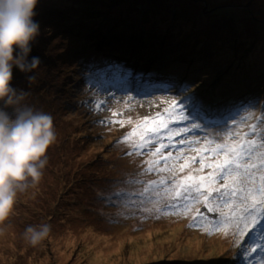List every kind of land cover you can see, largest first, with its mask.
I'll use <instances>...</instances> for the list:
<instances>
[{
	"label": "rangeland",
	"instance_id": "obj_1",
	"mask_svg": "<svg viewBox=\"0 0 264 264\" xmlns=\"http://www.w3.org/2000/svg\"><path fill=\"white\" fill-rule=\"evenodd\" d=\"M63 1L96 21L66 14L70 21L66 18L64 26L75 29L66 34L38 21V48L57 70L51 92L55 106L49 110L44 100L35 103L26 78L13 75L12 86L29 93L25 103L52 115L57 141L47 152L42 182L20 196L6 222L0 264H182L192 258L204 264H264V228H237L234 219L244 193L232 201L213 193V213L195 191L177 195L191 186L188 175L214 174L213 188L231 183L215 180L219 173L202 167V159H222L206 149L245 134L257 145L264 142V0H197L198 5L189 0ZM117 6L118 24L108 14L96 16L98 9ZM206 8H216L215 18H205L210 15ZM110 23L109 30H97ZM81 37L99 50L96 66L81 61V53L76 60L69 57L62 69L67 60L58 59L60 54L66 48L76 55ZM117 67L118 74L112 71ZM45 70L33 83L38 93L49 86L51 68ZM189 93L196 99L180 107V97ZM144 118L167 127L152 134L158 142L141 150L135 147L139 138L127 134ZM156 148L161 151L153 155ZM208 190L201 186V192ZM40 224H49L51 232L32 247L22 234Z\"/></svg>",
	"mask_w": 264,
	"mask_h": 264
},
{
	"label": "clouds",
	"instance_id": "obj_2",
	"mask_svg": "<svg viewBox=\"0 0 264 264\" xmlns=\"http://www.w3.org/2000/svg\"><path fill=\"white\" fill-rule=\"evenodd\" d=\"M38 0H0V236L22 194L37 189L49 163L47 152L57 141L51 114L25 103L29 93L12 86L13 69L33 73L40 57L32 45L40 35L35 19ZM31 83L35 75H28ZM51 232L49 224L29 225L22 236L37 247Z\"/></svg>",
	"mask_w": 264,
	"mask_h": 264
},
{
	"label": "snow or ice",
	"instance_id": "obj_3",
	"mask_svg": "<svg viewBox=\"0 0 264 264\" xmlns=\"http://www.w3.org/2000/svg\"><path fill=\"white\" fill-rule=\"evenodd\" d=\"M112 71L118 74L121 69L117 67ZM186 90L187 86L181 89V91ZM186 99L193 100L194 98L188 97ZM171 103L176 105L178 102L173 99ZM179 103L183 104L184 102L181 101ZM244 111H247V108ZM237 114L239 115L240 113ZM183 119L187 120L189 117L184 116ZM261 122L264 123V113H262ZM196 126L199 127V125ZM161 127H167V124H161L155 118H144L138 122L136 127L132 128L127 136L139 138L140 143L135 145L136 148L141 150L150 149L152 143L158 142L152 141V134L158 135ZM253 132H255V129H253ZM248 135L245 134V138L242 140L231 137L235 141L234 143H217L214 148L206 149V151L215 156L219 157L222 155V159L211 163H205L203 159L201 160L202 167L213 168L215 173H219V175H215V180L223 177L225 181L230 180V184L225 183L220 188H213L214 179L212 177L214 174H209L208 176L200 175L198 177L188 175L186 180L191 182V186H185L183 195L180 193L177 195L180 198H184L187 194L195 191L198 196L203 197L204 206L208 208V212L213 213L217 211L216 206L210 204L213 193L221 198L227 197L228 201H232L237 195L244 193L243 199L240 201V214L234 217L237 228H240L241 225L243 229H249L257 225L264 228V223L261 222V218L264 217V142L257 145L255 140L248 138ZM180 143L183 144L184 141L181 140ZM162 147H165V145H162ZM160 151V148H156L153 155L159 154ZM169 156H171V153H169ZM254 156L255 160L253 159ZM204 185L209 189L207 192L200 191L201 186ZM171 206L175 207L176 205L173 204ZM229 206L233 212H236L237 206L235 204H230ZM198 215L201 214L198 213ZM253 251H255V248H253Z\"/></svg>",
	"mask_w": 264,
	"mask_h": 264
},
{
	"label": "trees",
	"instance_id": "obj_4",
	"mask_svg": "<svg viewBox=\"0 0 264 264\" xmlns=\"http://www.w3.org/2000/svg\"><path fill=\"white\" fill-rule=\"evenodd\" d=\"M74 1V0H73ZM75 1H79V0H75ZM83 2H86L87 0H82ZM155 1V0H154ZM159 3V1H158ZM190 3H194L195 5H198V1L197 0H189V4ZM78 5H81L80 4V1L77 3ZM177 4H186V0H178ZM140 5V4H139ZM141 6V5H140ZM204 6V5H203ZM124 9H127L128 7V4L122 6ZM157 7V6H155ZM106 9H108L107 6H105ZM159 8L160 10H163L164 9V6H160V7H157ZM119 10V6L117 7H114L113 9L111 10H106L105 12L103 10H100L98 9L99 13L96 15L97 17L98 16H101L103 14H108L109 17H110V20L112 19L114 21V23L118 24L122 19H120V17L118 16V14H120L118 12ZM207 12L210 13L209 16L205 17L206 19L208 17H211L212 19L215 18L214 15H213V11L216 10V8L212 9V10H208L206 8ZM131 10L128 9V12H130ZM36 12H37V15L35 17V19L37 21L41 20V21H45L47 23H50V24H53L56 26L57 30L59 32L63 31V34H66V32H70L72 30V32H75V29H73L74 27L72 28H68V26H64V24H68V21H70V16L69 15H66V14H71V17L72 15L76 18V19H80L82 18L85 22H89L90 20L92 21H96V20H93L91 15L88 14L87 12H85L84 10H80V11H76V10H73L69 5H67L66 3H64L63 0H38V4H37V7H36ZM122 13V12H121ZM156 14H159V13H156ZM204 14V13H203ZM66 18H68V21L66 22ZM58 20H60L61 22L58 23ZM106 19H101L100 22H103L105 21ZM262 21H264V18H262ZM106 23V22H105ZM112 27L111 23L110 24H107V25H102L99 29H97L98 31L102 28H106L107 30H109L110 28ZM97 30H94V31H97ZM258 32V31H257ZM91 34H94V33H91ZM107 34H103V36H106ZM80 37V36H79ZM103 38V37H102ZM120 38H122V36H118L116 41L120 42ZM82 39V44L80 46H78V44L75 45V49H77V54L72 56L71 55V51L70 50H67L65 48V50L63 51L62 54H60L59 58L58 59H62V60H67L69 57H74L75 60L77 57L81 56V53H82V56H81V61H83L85 64H95L96 66V63L98 61V57H97V54L99 52L98 49H96V47L90 42V40H87L84 39L83 37H81ZM38 41L36 39V41L33 43L32 45V54H36L37 52V56H41L42 57V63H40V67L43 66L46 62V64L44 66H46V68L43 66L40 68V71L38 72H33V73H22L19 71V69L15 68L13 69V75L15 76H19L17 77L18 79L20 80H24L28 75H35L36 79L34 81H32L31 83L28 81L27 83L31 86L30 89H31V92L33 93H36L34 95V101L35 103H37V100L38 99H41V100H44L45 102L43 104L46 105V108L49 110L51 107L55 106L54 103H52V101L54 100V97L51 96V92H52V86L55 85V83H52V79H54V75H53V70L54 71H57L55 70L56 68L54 67L52 60H49L48 58H46V61L44 59V56L41 54V51L40 49L38 48ZM67 45H65L66 47ZM32 54H30V57L29 59L33 56ZM97 58V59H96ZM67 63H70L68 62V60L65 62V63H61V68L63 69V66ZM56 67H59V66H56ZM72 67V65H71ZM87 67V66H86ZM48 68H51L49 74H48V80H49V86H44L43 90L41 92H36L34 89H33V83L38 80L40 77H42L43 74L46 73L47 70L44 71V69H48ZM253 71V70H252ZM159 72V71H157ZM248 73H252L251 71H248ZM171 74V73H170ZM262 76V75H261ZM264 76V75H263ZM173 74L171 75L170 78H173ZM254 78V77H253ZM171 79L167 78L165 82H169ZM196 79L194 78V81ZM264 81V80H262ZM197 84H202L199 80L196 82V85ZM175 85L177 87H180L179 84L175 83ZM163 86H167L168 89H171L172 86H169L167 84H163ZM197 86H202L200 88H203L204 85H197ZM182 88H184V86H182ZM19 89V88H17ZM50 90V93H47L44 94L45 92L49 91ZM192 97L194 99H196L197 96L189 93V94H186V96H181L180 98H183L181 99V101H183L184 103L180 105V107H184V106H187L189 103L192 102V100H187L186 98L188 97ZM55 96V95H54ZM193 99V100H194ZM180 101V102H181ZM42 101H38V104H41ZM189 112V111H188ZM192 115V114H191ZM195 118V117H194ZM202 120H205L206 122L210 121L209 119H207L206 117L202 116L201 118ZM66 189H68V187H66ZM34 197V195H33ZM32 197V199H33ZM194 258L190 260H186L185 262H182V264H204L203 261H199V259H197V261H194L193 260ZM97 261V260H96ZM179 261H176V264H178ZM93 264H97L96 262H93ZM206 264H211V262L207 261ZM242 264H246L245 262H243Z\"/></svg>",
	"mask_w": 264,
	"mask_h": 264
},
{
	"label": "bare ground",
	"instance_id": "obj_5",
	"mask_svg": "<svg viewBox=\"0 0 264 264\" xmlns=\"http://www.w3.org/2000/svg\"><path fill=\"white\" fill-rule=\"evenodd\" d=\"M245 99H246V98H245ZM253 236H255V235H253ZM253 236H252V237H253ZM93 262H96V263L98 264V262H97V261H92V263H93Z\"/></svg>",
	"mask_w": 264,
	"mask_h": 264
}]
</instances>
